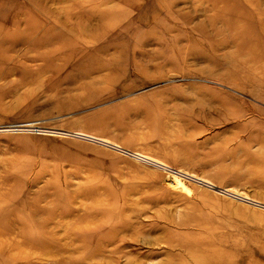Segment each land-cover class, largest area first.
<instances>
[{
	"label": "rangeland",
	"instance_id": "rangeland-1",
	"mask_svg": "<svg viewBox=\"0 0 264 264\" xmlns=\"http://www.w3.org/2000/svg\"><path fill=\"white\" fill-rule=\"evenodd\" d=\"M0 264H264V0H0Z\"/></svg>",
	"mask_w": 264,
	"mask_h": 264
}]
</instances>
